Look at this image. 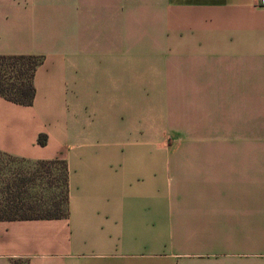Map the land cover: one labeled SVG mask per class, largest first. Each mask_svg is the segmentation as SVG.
Returning a JSON list of instances; mask_svg holds the SVG:
<instances>
[{
  "label": "crops",
  "instance_id": "1",
  "mask_svg": "<svg viewBox=\"0 0 264 264\" xmlns=\"http://www.w3.org/2000/svg\"><path fill=\"white\" fill-rule=\"evenodd\" d=\"M0 55L42 58L31 104L0 96V152L65 161L68 199L0 220V264H264V148L165 147L160 124L264 112L261 0H0Z\"/></svg>",
  "mask_w": 264,
  "mask_h": 264
},
{
  "label": "rangeland",
  "instance_id": "2",
  "mask_svg": "<svg viewBox=\"0 0 264 264\" xmlns=\"http://www.w3.org/2000/svg\"><path fill=\"white\" fill-rule=\"evenodd\" d=\"M54 12L55 10H52L50 13ZM72 33V28L61 29L55 25L46 28V36L53 40L61 36L70 38ZM256 118L227 119V122L225 119L223 134L216 133L213 127L212 131L216 134L209 133L205 137L202 136L201 140L196 136L197 134L182 131L190 123H199L200 120L211 128V123L215 122L213 119H161V146L183 147L189 143L203 144L207 142L214 146L223 143L224 147H230L247 137L245 133H249L250 144L256 148H264V112L256 113ZM221 121L224 119H219V123ZM254 167L256 174H264V159L255 158ZM62 176L63 167L58 161L46 165L38 161L24 160L0 153V191L5 182L10 181L14 186V183L19 184L24 181L25 185L20 188L21 196L23 200L37 209H43L49 200H58L62 197Z\"/></svg>",
  "mask_w": 264,
  "mask_h": 264
},
{
  "label": "trees",
  "instance_id": "3",
  "mask_svg": "<svg viewBox=\"0 0 264 264\" xmlns=\"http://www.w3.org/2000/svg\"><path fill=\"white\" fill-rule=\"evenodd\" d=\"M41 62L42 58L40 56L0 55V96L14 103L31 104L35 94L33 78L35 70ZM37 141L40 144L44 143L45 136L39 135ZM57 161L63 167L62 197L58 200H49L43 209H37L23 200L21 196L20 188L25 185L24 181L19 184L14 183V186L10 181L5 182L0 191V220L50 219L62 218L67 215V166L65 161L55 159L38 162L48 165Z\"/></svg>",
  "mask_w": 264,
  "mask_h": 264
},
{
  "label": "built area",
  "instance_id": "4",
  "mask_svg": "<svg viewBox=\"0 0 264 264\" xmlns=\"http://www.w3.org/2000/svg\"><path fill=\"white\" fill-rule=\"evenodd\" d=\"M261 4H264V0H261Z\"/></svg>",
  "mask_w": 264,
  "mask_h": 264
}]
</instances>
